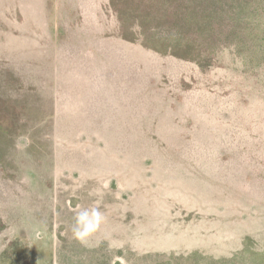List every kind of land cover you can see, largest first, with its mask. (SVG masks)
<instances>
[{
  "label": "rangeland",
  "instance_id": "374dc122",
  "mask_svg": "<svg viewBox=\"0 0 264 264\" xmlns=\"http://www.w3.org/2000/svg\"><path fill=\"white\" fill-rule=\"evenodd\" d=\"M263 105L264 0H0V264H264Z\"/></svg>",
  "mask_w": 264,
  "mask_h": 264
},
{
  "label": "crops",
  "instance_id": "0c3cea01",
  "mask_svg": "<svg viewBox=\"0 0 264 264\" xmlns=\"http://www.w3.org/2000/svg\"><path fill=\"white\" fill-rule=\"evenodd\" d=\"M58 4H57L58 7L59 6L61 8L64 7L60 4L59 5ZM44 7H45V9H44V13H45L44 20L39 21V23L42 21L41 25H39V23L37 24L39 29L41 30L40 34L43 35V36H41L43 39V42L39 41L40 37L35 40L34 36H30V38L35 40L31 44L33 46L34 50H32L30 47H28V46H31V45H29L30 43H26V46L23 47V48L28 49L29 54H33L32 56L35 58L34 60H36V57H37V59L42 62L41 67L37 65L34 67V69L44 70V76H45V71H47L48 72L47 74H50V77H51V75L53 74L52 72L54 71L56 73V70H58V66H59L58 62L61 61L60 56H69V58L71 59V56H72L71 53H73V51H74L71 48H78L81 46L82 47V53L81 54L83 56V58H81L82 64L86 65V67L89 70H98L99 69L98 64L93 61V54H97L98 50L101 52V50L98 47V42L96 41L97 38L95 40L94 37L91 36L90 30L85 31V27L83 26L84 23L82 22V24L79 25V32H78L81 34V37H80L81 38V44H79L78 42H75V41L68 43L69 42L68 39L66 37L65 38L62 37L60 35V32H61L62 28L64 29V26H67L72 32H75V30H74L75 25L72 23L73 22L72 19L71 18L70 19L68 18L67 20H66V18L62 19L61 22H63V23H61L60 21L59 22H53L51 18L49 21H47L45 18L46 14H47L46 8L49 7V9H50V5H48V3H46L44 5ZM59 11L62 12V9ZM52 12L53 11L49 10V13H52ZM54 13H58V9ZM64 13H65V11H63V14ZM74 23H75V20H74ZM72 25H74V27H73L74 29L71 28ZM43 27H44V29H43ZM11 41L12 42H11L10 46L12 47L14 45V43L16 42V39H12ZM18 48H19L18 45L13 46V49H18ZM34 65H36V64H34ZM104 66H105V68H107V66H108V64L105 61L103 62V67Z\"/></svg>",
  "mask_w": 264,
  "mask_h": 264
},
{
  "label": "clouds",
  "instance_id": "9594fccd",
  "mask_svg": "<svg viewBox=\"0 0 264 264\" xmlns=\"http://www.w3.org/2000/svg\"><path fill=\"white\" fill-rule=\"evenodd\" d=\"M101 220V214L98 209L93 208L80 211L76 216V223L73 226V233L76 238L83 239L93 233Z\"/></svg>",
  "mask_w": 264,
  "mask_h": 264
},
{
  "label": "trees",
  "instance_id": "16d2710c",
  "mask_svg": "<svg viewBox=\"0 0 264 264\" xmlns=\"http://www.w3.org/2000/svg\"><path fill=\"white\" fill-rule=\"evenodd\" d=\"M135 50V49H134ZM138 51V49L135 51V52H137ZM143 59L139 62V64H141V65H143V67L146 69V71H148V72H150L151 70H150V65H151V63H150V61H149V59H151L150 57H152V55L151 56H149L148 54L147 55H144L143 54ZM153 63H155V62H153ZM151 74V73H150ZM153 74V73H152ZM261 107H264V105L263 106H261ZM212 130H211V132H213V133H218L219 135L220 134H222V135H224L225 133H227V131H226V123L225 122H223V121H218V123L216 124V127H215V125H212ZM207 133L208 132H206V135H207ZM261 137L263 138V141H262V145L264 144V126H263V132H262V134H261ZM248 141H249V143H251L252 144V139H248ZM254 142V141H253ZM253 145H254V143H253ZM264 146V145H263Z\"/></svg>",
  "mask_w": 264,
  "mask_h": 264
}]
</instances>
